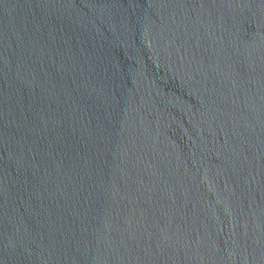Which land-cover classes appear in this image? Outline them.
I'll list each match as a JSON object with an SVG mask.
<instances>
[{"label": "water", "instance_id": "obj_1", "mask_svg": "<svg viewBox=\"0 0 264 264\" xmlns=\"http://www.w3.org/2000/svg\"><path fill=\"white\" fill-rule=\"evenodd\" d=\"M0 264H264V0H0Z\"/></svg>", "mask_w": 264, "mask_h": 264}]
</instances>
